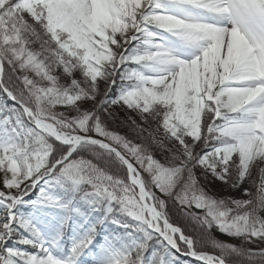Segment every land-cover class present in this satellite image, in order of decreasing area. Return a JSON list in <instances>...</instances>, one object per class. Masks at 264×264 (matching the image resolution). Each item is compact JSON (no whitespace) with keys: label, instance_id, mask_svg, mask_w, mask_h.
Here are the masks:
<instances>
[{"label":"snow or ice","instance_id":"snow-or-ice-1","mask_svg":"<svg viewBox=\"0 0 264 264\" xmlns=\"http://www.w3.org/2000/svg\"><path fill=\"white\" fill-rule=\"evenodd\" d=\"M0 187V264H264L197 250L264 241V0H0Z\"/></svg>","mask_w":264,"mask_h":264},{"label":"trees","instance_id":"trees-1","mask_svg":"<svg viewBox=\"0 0 264 264\" xmlns=\"http://www.w3.org/2000/svg\"><path fill=\"white\" fill-rule=\"evenodd\" d=\"M75 78L77 79H81L79 73L75 74ZM83 103V102H81ZM87 106V105H86ZM116 124H111L109 126V130H115L117 132H119V134L121 135H125L127 133V128L124 126H120V121L126 120L127 118L119 111L118 108H116ZM85 159H91L90 156L85 155L84 157ZM94 163H96L97 161L93 160ZM171 214L173 219L180 223L181 226H183L184 221L181 219V217L178 215L177 212H175L174 210H171ZM190 231V229H189ZM229 238H226V236L219 234L216 232V229H210V230H206V232L204 233L203 239L201 241V243L198 245V251H202V252H207V253H212L215 254L217 256L220 255V251L217 247H215L216 244H231ZM234 247L237 248H244V249H251L253 251H259V245H263L264 246V241H256L255 243H251L248 245V247L246 245H244V243H242L241 240L237 239L236 242L233 243ZM232 259V258H230ZM240 260L241 258L237 257L235 258L234 264H240Z\"/></svg>","mask_w":264,"mask_h":264},{"label":"rangeland","instance_id":"rangeland-1","mask_svg":"<svg viewBox=\"0 0 264 264\" xmlns=\"http://www.w3.org/2000/svg\"><path fill=\"white\" fill-rule=\"evenodd\" d=\"M103 88H104V85H103V83H101L100 84L101 92L103 91ZM117 108L119 109V111L126 118L132 117L133 119H137L135 113H132V112H130L127 109H121L118 106H117ZM56 110L57 111H66V109L64 107H62V106H58ZM72 114L74 115V113H72ZM206 183H207L208 189H210L213 193H216L217 194L216 195V199H227V198H237V199L244 198V199H246L247 198L246 196L243 195V193L238 192L235 189L225 188L220 181H213V178L212 177H209L208 178V181H206ZM244 187L245 188H248L249 191H253V192L255 191V189L251 188L248 184H246ZM0 190H3L2 187H0ZM197 212L199 213L200 210H197ZM262 215H264V214H262ZM216 232L219 233V234H222V235L226 236V238H229L230 239L229 242L231 243L229 245H232V246H234L233 243L236 242V240L238 239V238H234V237H229L226 234L221 233L218 229H216ZM242 243H244V245H246L247 247L249 245V243H246V242H243V241H242ZM262 247H264V246L263 245H259V250ZM204 253L209 254V255L217 256V255L212 254V253H207V252H204ZM182 260H191V258L184 257V258H182Z\"/></svg>","mask_w":264,"mask_h":264}]
</instances>
